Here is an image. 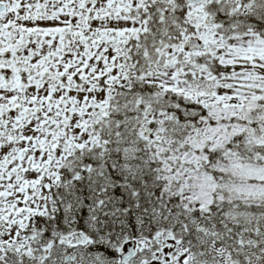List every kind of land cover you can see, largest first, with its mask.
Returning <instances> with one entry per match:
<instances>
[{
  "label": "snow or ice",
  "instance_id": "6c2138e0",
  "mask_svg": "<svg viewBox=\"0 0 264 264\" xmlns=\"http://www.w3.org/2000/svg\"><path fill=\"white\" fill-rule=\"evenodd\" d=\"M0 264H264V0H0Z\"/></svg>",
  "mask_w": 264,
  "mask_h": 264
}]
</instances>
